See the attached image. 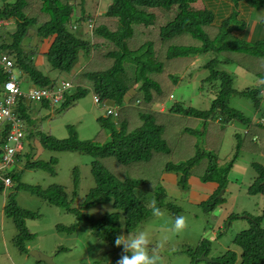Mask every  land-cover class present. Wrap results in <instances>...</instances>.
I'll list each match as a JSON object with an SVG mask.
<instances>
[{
    "label": "trees",
    "instance_id": "trees-1",
    "mask_svg": "<svg viewBox=\"0 0 264 264\" xmlns=\"http://www.w3.org/2000/svg\"><path fill=\"white\" fill-rule=\"evenodd\" d=\"M200 1L111 0L107 11L96 17L85 13L84 0H2V3L0 2V21H5V24L0 26V53H8L11 57L21 89L23 84L21 77L29 84H33V88H46L52 85L60 87L61 81L53 80L49 72V70L58 71L60 74L71 76L73 79L71 84L75 89L64 93L63 106H70L92 93L99 98L100 104H95L103 105L106 109L107 118H116V122L98 119L108 133L104 143L80 141L76 131H71L69 138L61 140L38 132L43 149L55 153L87 154L94 159L92 175L95 187L87 195L85 206L91 208L111 203L114 212L106 214L100 220H94L80 209L72 207L79 187L77 170L73 173L71 196L60 186H53L46 191L27 185L21 187L38 195L50 205L74 213L79 222H88L97 238L108 242L115 249H122V246L115 245L116 238L122 232L133 234L150 217L152 208L148 207L147 194L141 190L147 182L123 177L122 173L112 169L113 165L127 167L133 164L149 163L159 153L170 152L168 141L164 138L165 127L159 122L168 115L195 118L205 123L214 121L223 127L236 120L247 125L249 134L252 123L243 114L230 108V99L233 95L239 94L250 98L257 108L260 106L261 87L237 92L233 87V76L227 71L217 70L216 67L220 63L218 57H213L204 65L210 71L205 81L219 83L210 110L200 111L183 104H175L165 111L166 108L162 106L165 101L159 74L162 73L167 61L169 64L172 62L173 70L177 71L180 63H174L175 61L195 60L211 51L218 54L235 47V51L248 50L250 54L264 52V42L253 46L244 42L239 46L230 43L222 44L223 40L219 38V34L218 40H212L210 29L214 14L206 8L199 9L197 5ZM230 1L236 6L241 2H246L257 9L264 6V0ZM158 12L160 14L173 12V17L165 24H160ZM233 14L232 18H236L238 10H235ZM89 19L95 20L94 29L89 34L84 32L83 37H78L74 32L77 29L74 27L78 24L85 25ZM223 25L222 35L226 36L232 31L231 24L225 22ZM226 27L228 30L225 29ZM33 34L44 45L49 42L48 49L43 54L38 52L39 46L33 47L30 44ZM188 36L196 42H201V45H185L184 41ZM26 40H29V44L25 42ZM41 55L45 57L49 65L48 71L36 62L35 58ZM79 63L82 66L81 71L73 74ZM16 72H19V76ZM8 80L9 74L0 68V97L4 84ZM131 92H134V96ZM42 104L43 107L52 106L48 101H43ZM32 106V101H29L26 96L19 97L17 100L15 114L23 122V133L24 122L34 124L31 119ZM155 107H163L165 110L160 109L157 112L154 110ZM109 108L116 111L118 117L108 115ZM263 120L261 124H264ZM10 131L11 126L6 125L0 132V158L4 155L5 147L9 145ZM26 132L24 136L32 138L33 132L30 129H26ZM21 153L15 155L14 164L22 159ZM197 155L186 164L168 165V169L176 173L182 172V181L187 182L191 177L189 169L208 157L210 163L200 180L204 184L216 185V199L210 205L214 207L212 208L214 210V203L219 202L218 194L227 189L228 176L234 161L221 166L218 164V156L213 152H200ZM26 156L30 155L26 154ZM110 158L115 159L116 162L113 161L109 167L105 161ZM51 161L49 164H42L28 160L24 166L28 170L41 169L54 174L55 160ZM257 169L260 171V177L256 179L255 185L249 188L250 195L264 192L262 185L264 169L260 165ZM6 177L11 180L8 187L4 183ZM20 177V172L0 170V191L10 188ZM158 191V201L154 206L161 209L166 205L168 209H174L171 204L162 201L167 196L166 192ZM4 212L13 218L19 231L17 245L23 253H28L24 244L33 239V234L26 227V221L38 218L39 214L20 208L15 195L7 198ZM247 218L251 222V227L234 239L239 251H229L225 256L214 259L212 264H264V227L262 225L264 218L256 219L251 216ZM63 229H68L70 233L73 231V227ZM200 255L190 256L194 261Z\"/></svg>",
    "mask_w": 264,
    "mask_h": 264
},
{
    "label": "rangeland",
    "instance_id": "rangeland-1",
    "mask_svg": "<svg viewBox=\"0 0 264 264\" xmlns=\"http://www.w3.org/2000/svg\"><path fill=\"white\" fill-rule=\"evenodd\" d=\"M100 1L84 0L85 13L92 17L105 13V10L98 12ZM214 1L218 2V0ZM203 7L208 9L207 4ZM209 7L212 13H217L214 6L210 4ZM218 7L225 9L228 3H218ZM228 13L231 14L232 11L229 10ZM215 15L217 21L224 20L223 23L227 24L232 21V19L228 20V16ZM172 17L173 12L159 13L160 24H165ZM234 22L240 23L239 20ZM2 24H4L3 21ZM11 26L14 27V25ZM85 26L78 24V30L74 31L78 37L91 32L88 30L84 33ZM211 29H215L216 38L218 34L219 38H222V44L234 41L229 32L226 36L222 35L224 29H216L214 26H211ZM189 36L184 41L185 45H201V42H196ZM28 41L25 42L29 44ZM30 44L33 47L39 46L38 52L42 54L49 46V42L44 45L34 34ZM228 52L231 54L226 52L225 55L224 51L219 54L210 52L208 55L221 60L216 68L233 75V87L236 90L244 91L263 87L264 93V54L258 56L255 53L250 54L248 50H241V54L234 56L232 55L234 51L228 50ZM229 55L235 60L228 61L225 66L222 61L228 59ZM206 57L204 55L201 58ZM35 59L45 71L49 70V65L43 55ZM174 63H180L179 70L174 71V64L172 62L169 64L167 61L162 73L159 74L165 101L162 106L166 110L163 107H155L154 110L168 111L175 104H183L200 111L210 110L215 99L216 87L219 84L205 81L210 71L204 67L203 63H196L195 60H181ZM81 69L82 66L81 68L77 66L74 73H79ZM49 72L51 76L60 75L58 71L49 70ZM16 74L19 76V72ZM61 77L69 78V75L61 74ZM56 81H61L60 86L63 82H68L71 85L70 89L73 87L71 77L67 80L59 78ZM50 88L57 89L58 87L52 85ZM22 89L29 90V83L22 84ZM131 94L134 96V92ZM259 97H262L259 108L250 98L239 94L233 95L229 102L231 109L243 114L252 123L249 134L246 129L247 125H242L238 121L235 122L237 124L223 127L214 121L205 123L195 118L168 115L159 122L165 127L164 138L168 141L170 152L159 153L149 163L133 164L127 167L112 166V169L122 173L123 177H132L147 182L141 190H144L149 198V208H153L155 202L158 201V190H164L167 194L162 201L174 207V209H168L165 205L161 208L163 214L160 217L151 214L133 233L142 229L147 230L150 243L156 247L157 254L163 259V264H212L214 259L225 256L229 251H239L234 239L251 227V222L247 217L264 218V192L257 195L249 194V188L255 185L256 179L260 177L257 166L260 165L264 169V127L260 125V117L264 116V94ZM32 107L31 119L34 124L24 122V133L27 134L26 129L33 132L30 147L35 146V140L39 141L41 132L61 140L69 138L71 131H76L80 141L104 143L108 133L98 119L103 118L107 122H116V118H107L103 105L94 103L92 93L66 107L60 103L41 108L39 112L40 108L38 109L37 103H34ZM255 137L257 139H254ZM26 140L25 135L24 151L20 154L23 156L22 159L5 167V170L20 172L21 177L10 188L0 191V264H46L38 262L31 255L33 251L52 257L55 264H117L124 254L123 248L118 250L111 247L108 242L97 238L88 222H79L74 213L50 205L38 195L21 187L27 185L46 191L53 186H60L71 196L73 173L77 170L79 187L72 207L80 209L94 220H100L115 210L111 203L91 208L85 206L87 195L95 187L92 175L94 159L87 154L55 153L42 147L38 154V150H30ZM27 152L30 156H26ZM200 152H213L218 156V164L221 166L234 161L228 176L227 189L218 194L219 202L214 203V210H212L214 207L210 205L216 199L217 189H214L216 185L214 183L204 184L200 180L210 163L208 157L189 169L191 177L187 182L182 181V172L176 173L168 169V165L186 164L195 159ZM52 159L55 160L54 174L41 169L28 170L24 166L28 160L32 163L49 164ZM113 161L116 162L115 159L110 158L105 163L109 166ZM192 181L196 184H192ZM262 185L264 186V181ZM208 188L214 190L210 192L207 191ZM11 195H15L20 208L39 214L38 218L26 221V227L33 234V239L24 244L28 253H23L17 245L19 231L13 218L4 212L7 198ZM181 215L185 217L186 225L182 230L175 231V218ZM262 225L264 227V221ZM70 227H73L71 233L68 229H63ZM121 235H127V233L122 232ZM127 254L131 255V253ZM190 255L200 256L193 261Z\"/></svg>",
    "mask_w": 264,
    "mask_h": 264
},
{
    "label": "built area",
    "instance_id": "built-area-1",
    "mask_svg": "<svg viewBox=\"0 0 264 264\" xmlns=\"http://www.w3.org/2000/svg\"><path fill=\"white\" fill-rule=\"evenodd\" d=\"M3 22L5 24V21ZM1 24L2 21H0V26ZM87 26L89 30H92L94 22L89 20ZM75 28L77 29L76 26L74 29ZM14 67V63L8 53H0V68L3 69L5 73L9 74V80L4 84L3 93L0 97V132L3 131L6 125L11 126L8 138L9 145L5 147L4 155L0 158V170H5L7 165L14 163L15 155L23 150V122L15 114L18 98L26 96L27 99L32 102L49 100L52 104H57L62 101L64 93L70 90L71 87L68 82H63L61 86L55 90L47 87L33 88L28 92L22 91L20 80L15 75ZM94 102L100 104L97 96H94ZM107 114L114 115L115 117L117 116V112L111 108L108 109ZM4 183L7 187L10 186V178L6 177Z\"/></svg>",
    "mask_w": 264,
    "mask_h": 264
},
{
    "label": "crops",
    "instance_id": "crops-1",
    "mask_svg": "<svg viewBox=\"0 0 264 264\" xmlns=\"http://www.w3.org/2000/svg\"><path fill=\"white\" fill-rule=\"evenodd\" d=\"M203 1L204 2H202V0H201L198 3L197 6H198L199 9H205L203 7V5L205 6V4H207L208 10H209V8L211 9V7H209L210 4H211L212 6H214V8L216 9V12H217V13H213L214 14V21H213V24L211 26H214L216 29L217 28L218 29L219 28L222 29V26H223L222 23H223L224 20L221 21V22L220 21H217L215 14L225 15L226 17L228 16V20L229 19H232V21L230 22V24H231L230 28H231L232 31H230L231 32L230 34H232V38L234 39V41L229 42L231 45L232 44H235V45L239 46V45H241L244 42L246 44H249V45H252L253 46L254 44H260V43H263L264 42V6L262 8L257 9V8L251 7L246 2H241L238 6H236L234 3H231L229 0H222L221 2L219 0H218V2H216L214 0H203ZM218 3H228V7L225 8V9H222V8L219 9ZM110 4H111V0H101L100 1V7L98 9V12H99V10L100 11L101 10L102 11L105 10V12H106L107 11V8L109 7ZM218 9H219V11H218ZM229 10L232 11L231 14L228 13ZM235 10H238V16L236 18L235 17L232 18V16H234L233 13H234ZM238 20L240 22L239 23L240 26H239V24H237V22H234V21H238ZM233 22H234V24H233ZM210 30H211L210 31V38L211 39L213 38V40H218V37L216 38L215 29L214 30L210 29ZM84 32H86V29H85ZM198 46H200V45H198ZM234 48L228 49L230 51H234L235 52L234 54L232 53V55L237 56V55L241 54L240 53L241 50H236L235 51ZM211 52L212 53H215L213 51H211ZM221 52H224V51H221ZM226 52L228 54L229 53L231 54V52L225 51V55H226ZM255 54H258V56H261L263 53H255ZM205 56H207L205 59L204 58H201L202 56L195 58V62L196 63H203L205 65L206 63H208V61H210L213 58V57H210V55H208V53ZM202 59H204V61H202ZM233 60H235L234 57L231 56V55H229V58L223 60L222 62L226 66L228 64V61H233ZM220 62H221V60H220ZM77 66H79L81 68V64L80 63ZM77 66L75 67V69L77 68ZM225 66H224V68H225ZM75 69L73 71V74H76V73H74L75 72ZM50 77L53 80H56V79H59V78L61 80H67L71 76H69V78H62L61 77V74L60 75L59 74L58 75L56 74V75H52V76L50 74ZM22 81H23V84L27 83L26 81H24L23 77H22ZM31 88H33V84L30 83L29 84V89H31ZM262 88L263 87H261V89ZM236 91L237 92H241V91H238V90H236ZM261 92H262V94H264L263 93V89L261 90ZM33 106H34V104H33ZM37 106H38V109L40 108V110H38V112L41 111V108H44L43 107V104H41V103H37ZM31 109H32V112H33V107ZM262 119H264V116L260 117V125L264 127V124H261ZM235 122H236V120L235 121H231L230 124L231 125L237 124ZM241 124L242 125H245V123H241ZM246 129L248 130V127ZM30 139L31 138H27V140H26L28 142V144H29V147H30V143H31ZM255 139H257V137H255ZM30 150H38V154H39V152L41 151V144H40V142L38 140H35V146L34 147H30ZM23 151H24V149H23ZM27 154L30 155L28 152H27ZM38 154H37V156H38ZM34 157H35V159H37L36 156H34ZM192 184H196V182L192 181ZM214 189H216V188H214ZM214 189L208 188L207 191H210L211 192Z\"/></svg>",
    "mask_w": 264,
    "mask_h": 264
},
{
    "label": "clouds",
    "instance_id": "clouds-1",
    "mask_svg": "<svg viewBox=\"0 0 264 264\" xmlns=\"http://www.w3.org/2000/svg\"><path fill=\"white\" fill-rule=\"evenodd\" d=\"M89 20H92L95 26V20L94 19H89ZM87 22L85 24L86 31L89 30L87 26ZM77 30H78V26H77ZM92 30H89V31H92ZM21 82H22V77H21ZM32 89L33 88L29 90H32ZM51 89L55 90L56 88H51ZM71 89H73V87ZM29 90H23V91L28 92ZM43 101H48L50 105L54 106V105L62 103L63 99L61 102L57 104H52L49 100H43ZM43 101L32 102V103L42 104ZM23 149H24V141H23ZM152 214L155 217H160L163 213L159 207L153 206ZM185 225H186V219L184 216L181 215L175 218V224H174L175 231L182 230L185 227ZM115 245L117 247L122 246L123 253H124L119 259V261L117 262V264H163V259L160 255L157 254L156 247L150 243V236L146 229L139 230L135 234L129 233L127 235H119L115 240ZM127 253H131V255H128Z\"/></svg>",
    "mask_w": 264,
    "mask_h": 264
},
{
    "label": "water",
    "instance_id": "water-1",
    "mask_svg": "<svg viewBox=\"0 0 264 264\" xmlns=\"http://www.w3.org/2000/svg\"><path fill=\"white\" fill-rule=\"evenodd\" d=\"M31 255L38 261V262H43L46 264H55L54 259L50 256H46L42 253L33 251L31 252Z\"/></svg>",
    "mask_w": 264,
    "mask_h": 264
}]
</instances>
